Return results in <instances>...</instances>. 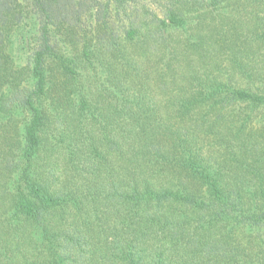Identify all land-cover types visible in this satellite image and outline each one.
<instances>
[{"label": "trees", "instance_id": "trees-1", "mask_svg": "<svg viewBox=\"0 0 264 264\" xmlns=\"http://www.w3.org/2000/svg\"><path fill=\"white\" fill-rule=\"evenodd\" d=\"M0 264H264V0H0Z\"/></svg>", "mask_w": 264, "mask_h": 264}]
</instances>
